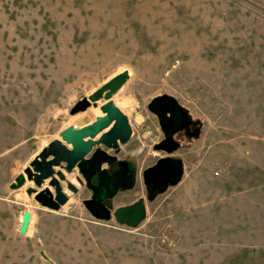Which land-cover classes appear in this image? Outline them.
Returning a JSON list of instances; mask_svg holds the SVG:
<instances>
[{"label":"rangeland","instance_id":"obj_1","mask_svg":"<svg viewBox=\"0 0 264 264\" xmlns=\"http://www.w3.org/2000/svg\"><path fill=\"white\" fill-rule=\"evenodd\" d=\"M124 71L113 101L132 135L118 157L136 154L138 178L112 206L143 198L144 222L96 221L76 171L58 212L10 190L99 111L71 116L75 103ZM163 95L202 128L176 136L183 179L148 201L142 172L165 156L148 105ZM0 264H264V0H0Z\"/></svg>","mask_w":264,"mask_h":264},{"label":"water","instance_id":"obj_2","mask_svg":"<svg viewBox=\"0 0 264 264\" xmlns=\"http://www.w3.org/2000/svg\"><path fill=\"white\" fill-rule=\"evenodd\" d=\"M129 78V72L124 71L75 103L70 110L71 116L91 108H99V111L91 115L92 122L88 125L63 130L60 139L44 147L14 179L9 189L17 191L32 183L26 194L33 197L40 207L58 212L69 201L64 185L72 194L78 193V188L67 177L76 171L80 175L78 182L91 192L90 199L83 201V205L92 218L100 222L114 219L117 224L128 228L140 226L147 215L145 199L116 210L112 206L120 193L135 188L138 178L136 154L126 159L118 157L121 147L129 142L132 130L113 98ZM148 110L158 118L164 134V139L154 146V150L165 153V156L142 172L148 201H154L183 179V162L173 157L180 148L176 136L185 131L188 137L197 139L202 123L193 120L189 111L168 95L154 98ZM192 126L195 127L193 131ZM31 219L30 212L22 213L19 234L27 233Z\"/></svg>","mask_w":264,"mask_h":264},{"label":"crops","instance_id":"obj_3","mask_svg":"<svg viewBox=\"0 0 264 264\" xmlns=\"http://www.w3.org/2000/svg\"><path fill=\"white\" fill-rule=\"evenodd\" d=\"M81 127H82V126H81ZM78 128H80V127H78ZM30 186H33V184H32V183H27L26 186H25L24 192H26L27 188L30 187ZM25 195H26V193H25ZM26 196H27L28 199H30V198L28 197V195H26ZM35 203H36V202H35ZM36 205H38V204L36 203Z\"/></svg>","mask_w":264,"mask_h":264},{"label":"flooded vegetation","instance_id":"obj_4","mask_svg":"<svg viewBox=\"0 0 264 264\" xmlns=\"http://www.w3.org/2000/svg\"><path fill=\"white\" fill-rule=\"evenodd\" d=\"M194 129H195V127H193V126H192V127H191V131H193ZM184 133L186 134V132H185V131H184ZM186 135H187V134H186Z\"/></svg>","mask_w":264,"mask_h":264}]
</instances>
